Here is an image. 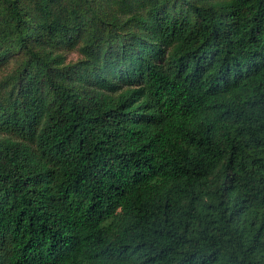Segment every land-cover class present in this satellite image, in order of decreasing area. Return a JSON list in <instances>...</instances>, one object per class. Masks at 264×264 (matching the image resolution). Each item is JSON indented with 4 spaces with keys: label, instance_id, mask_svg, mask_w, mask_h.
<instances>
[{
    "label": "trees",
    "instance_id": "trees-1",
    "mask_svg": "<svg viewBox=\"0 0 264 264\" xmlns=\"http://www.w3.org/2000/svg\"><path fill=\"white\" fill-rule=\"evenodd\" d=\"M0 264H264V0H0Z\"/></svg>",
    "mask_w": 264,
    "mask_h": 264
},
{
    "label": "rangeland",
    "instance_id": "rangeland-1",
    "mask_svg": "<svg viewBox=\"0 0 264 264\" xmlns=\"http://www.w3.org/2000/svg\"><path fill=\"white\" fill-rule=\"evenodd\" d=\"M77 58V54L76 53H71L68 55V60H75Z\"/></svg>",
    "mask_w": 264,
    "mask_h": 264
}]
</instances>
